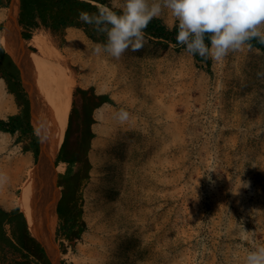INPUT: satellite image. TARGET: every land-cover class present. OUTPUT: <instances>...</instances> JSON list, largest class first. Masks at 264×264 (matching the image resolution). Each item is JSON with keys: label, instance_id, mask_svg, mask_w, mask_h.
<instances>
[{"label": "rangeland", "instance_id": "obj_1", "mask_svg": "<svg viewBox=\"0 0 264 264\" xmlns=\"http://www.w3.org/2000/svg\"><path fill=\"white\" fill-rule=\"evenodd\" d=\"M108 2L120 9L123 0ZM4 15L0 10V41ZM157 18L176 25L168 10ZM17 26L30 51L37 52L35 34L46 37L42 44L72 83L69 132L50 177L57 205L62 200L73 221L54 212L53 264H84L93 225L105 228L106 264H244L249 251L264 245V80L256 75L264 70L263 50L245 45L222 61H198L181 45L145 38L140 51L119 60L101 53L108 72L87 81L68 35L100 43L75 27L35 28L25 39ZM5 96L11 109L3 120L19 107L7 88ZM103 96L110 102L96 109ZM120 109L129 115L124 123L116 118ZM35 132L0 130L2 206H16L33 182L40 156ZM54 191L51 185V201Z\"/></svg>", "mask_w": 264, "mask_h": 264}, {"label": "bare ground", "instance_id": "obj_2", "mask_svg": "<svg viewBox=\"0 0 264 264\" xmlns=\"http://www.w3.org/2000/svg\"><path fill=\"white\" fill-rule=\"evenodd\" d=\"M18 5L19 0H14L12 7L3 17L5 30L0 42L18 67L24 87L33 102L30 113L32 127L36 131L42 126L45 139L40 143L38 165L32 174L33 182L26 186L15 204L24 213L31 233L42 243L51 260L57 262V250L53 241L55 218L51 206L50 168L51 161L62 145L67 128L72 83L64 69L53 61L49 48L42 44L41 38H35L34 42L38 44L40 52L46 56L43 62L39 61L21 42L16 21ZM68 40L75 62L86 71V75H82V78L87 81L104 79L108 72V68L102 64L105 57L102 54H94V46L76 32H70ZM6 99L5 83L0 79V115L11 109V104ZM27 162L26 159L22 163ZM103 235L105 236V228L100 225L91 227L89 245L83 250L84 252L82 251L84 264H106L108 251L105 248Z\"/></svg>", "mask_w": 264, "mask_h": 264}, {"label": "clouds", "instance_id": "obj_3", "mask_svg": "<svg viewBox=\"0 0 264 264\" xmlns=\"http://www.w3.org/2000/svg\"><path fill=\"white\" fill-rule=\"evenodd\" d=\"M165 10L176 22L177 43L189 55L204 61H222L245 45L252 50L253 41L264 45V0H162L151 5L148 0H123L119 12L101 5L95 13L79 11L78 20L105 37L94 47V54L104 53L119 60L126 51L142 49L144 30ZM256 75L264 80V70ZM116 118L124 123L129 115L120 109ZM35 134L43 143L42 126ZM6 182L7 176L0 172V185ZM246 186L242 181V187ZM244 264H264V245L249 251Z\"/></svg>", "mask_w": 264, "mask_h": 264}, {"label": "trees", "instance_id": "obj_4", "mask_svg": "<svg viewBox=\"0 0 264 264\" xmlns=\"http://www.w3.org/2000/svg\"><path fill=\"white\" fill-rule=\"evenodd\" d=\"M101 5L116 12L120 11V9L113 8L111 4H109L108 0H19L18 23L23 28L22 36L25 39L31 38V31L35 28H45L52 33H57L65 30L66 28L75 27L81 29L91 40L101 44L104 42L105 37L102 34L95 33L91 26L84 24L78 20L79 11L95 13L97 11V8ZM176 35V25H174L172 28H169L159 18H154L144 30V38H147L148 40L164 47L168 46L170 43H174L175 45L179 46L176 41ZM37 37L46 38L43 35L35 34L31 39V43L37 49V52H30L34 54L39 61L43 62L46 60V56H44L40 52L38 44L34 42V39ZM252 43L253 47L264 51V45L257 44L255 41H253ZM194 57L198 61H204L199 56ZM4 58L7 59L12 67L16 70L18 80L20 81L21 76L18 67L15 65L13 60H11V58H9L5 54L3 55L0 53V60ZM3 77L4 73L0 65V78ZM22 90L24 91L23 87ZM9 91L11 90L9 89ZM82 93H85V91H83ZM24 95H27L25 91ZM102 100L105 102H110V100L106 96L102 97ZM31 111L32 100L28 96V98L25 100V108L21 115L8 116L7 120L0 119V130L8 132L10 134L20 132L21 137H26L30 134H34V129L30 122ZM68 132L69 127L66 130L65 138L68 136ZM34 138L36 141V135H34ZM63 146L64 143L62 144L61 149L63 148ZM30 149L33 150L35 154L38 153L37 144H34V146H32ZM58 159H63L65 162L67 161L61 153L58 154ZM50 181L51 183L53 182L52 177H50ZM57 193L58 190L54 191L52 198L54 212H57L59 218H62V220H64L66 223H69L73 220L70 217L69 213H64L62 200L57 205ZM4 214L6 213L4 212L1 215ZM3 221L4 219L0 217V226ZM77 235H79V233ZM41 251L45 255V251L42 246ZM48 264H50L49 261Z\"/></svg>", "mask_w": 264, "mask_h": 264}, {"label": "crops", "instance_id": "obj_5", "mask_svg": "<svg viewBox=\"0 0 264 264\" xmlns=\"http://www.w3.org/2000/svg\"><path fill=\"white\" fill-rule=\"evenodd\" d=\"M13 2L14 0H0V10H4L7 13L12 7ZM0 53L11 58L1 43ZM0 79L4 81L5 88H7L4 78ZM14 102L17 108L15 98ZM98 102L99 105L96 109L108 103L103 101L102 98L100 101L98 100ZM22 112V107L19 106L18 109L14 111L11 110L8 115H21ZM52 180L53 182L51 184L54 185L55 191H57L55 184L56 178L52 176ZM4 212L6 214L1 215ZM0 217L4 219L0 226V264H48V261L50 262L49 256L44 248L45 255L42 253V244L31 233L28 223L26 222V217L19 207L2 206L0 204Z\"/></svg>", "mask_w": 264, "mask_h": 264}, {"label": "flooded vegetation", "instance_id": "obj_6", "mask_svg": "<svg viewBox=\"0 0 264 264\" xmlns=\"http://www.w3.org/2000/svg\"><path fill=\"white\" fill-rule=\"evenodd\" d=\"M0 65L2 67L3 73H4V80L6 82L7 85V89L9 91V89L11 91H9L10 94L13 95V97L15 98L17 104L19 106L22 107V111H24L25 108V100L28 98V94L24 95V91L22 90V82L21 81V77H20V81L18 80L17 77V73L16 70L12 67V65L9 63V61L7 59H2L0 60ZM22 85V87H21ZM26 92V91H25ZM56 184V182H55ZM58 195V193H57ZM58 200V197H57Z\"/></svg>", "mask_w": 264, "mask_h": 264}, {"label": "water", "instance_id": "obj_7", "mask_svg": "<svg viewBox=\"0 0 264 264\" xmlns=\"http://www.w3.org/2000/svg\"><path fill=\"white\" fill-rule=\"evenodd\" d=\"M18 13H19V12H18ZM17 20H18V18H17ZM18 24H19V23H18ZM19 26H20V25H19ZM42 246H43V245H42ZM43 248H44V246H43ZM44 249H45V248H44ZM49 260H50V258H49ZM50 262H51V264H53L51 260H50Z\"/></svg>", "mask_w": 264, "mask_h": 264}]
</instances>
